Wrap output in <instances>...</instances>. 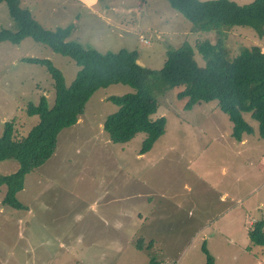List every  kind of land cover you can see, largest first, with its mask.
Here are the masks:
<instances>
[{
  "label": "rangeland",
  "instance_id": "rangeland-1",
  "mask_svg": "<svg viewBox=\"0 0 264 264\" xmlns=\"http://www.w3.org/2000/svg\"><path fill=\"white\" fill-rule=\"evenodd\" d=\"M84 0H82L83 2ZM209 2L213 0H200ZM249 5L255 0H229ZM21 6L46 30L74 27L76 42L100 53L122 49L138 53L137 63L163 67L170 51L207 42L230 58L264 37L249 27L202 33L166 0H99L92 7L78 0H23ZM26 6V7H25ZM16 30L7 4L0 2V31ZM74 42V43H75ZM25 58L49 60L69 86L79 67L32 38L0 42V137L13 123L20 140L38 124L30 103L55 104L54 81L45 66ZM181 88L158 97L155 118L167 121L166 133L143 154L145 134L126 144L111 141L103 129L119 108L114 96L130 86L98 90L86 105L81 124L63 130L50 160L26 175L16 195L17 209L3 203L0 191V264H264V247L249 232L264 219V138L251 114L253 133L242 142L217 102L186 109ZM142 154V155H141ZM19 169L0 161V177ZM144 241V249L138 242Z\"/></svg>",
  "mask_w": 264,
  "mask_h": 264
},
{
  "label": "trees",
  "instance_id": "trees-1",
  "mask_svg": "<svg viewBox=\"0 0 264 264\" xmlns=\"http://www.w3.org/2000/svg\"><path fill=\"white\" fill-rule=\"evenodd\" d=\"M142 3L146 0H141ZM171 7L194 25L196 32H215L224 37L223 30L249 27L264 37V0H255L249 5H238L229 0H166ZM7 4L16 24V30L0 31V42L20 44L27 38L49 47L56 54L70 58L79 67L75 80L67 85L63 74L49 60L25 58L24 61L40 64L48 69L55 90V104L50 107L43 96L39 104L30 103L27 112L39 118L38 124L22 139H16L13 123H6L0 137V161L14 160L19 163L17 172L0 177V191L6 187L3 203L21 209L23 205L16 195L23 190L26 175L40 168L54 155L60 133L75 126L84 115L86 105L100 89L122 84L134 92L114 96L110 101L119 110L108 116L104 130L112 142L126 144L137 135L145 134L143 154L166 133L167 121L155 118L160 102L158 97L174 88H181L179 99H187L186 109L196 104L217 102L219 108L233 124V137L242 142L245 135L253 133L244 114H251L259 124L264 138V49L253 46L230 58L220 40L217 45L201 42L195 45L205 66L196 58L190 45L168 53L159 70L144 68L137 63L138 53L122 49L117 53H100L87 49L79 43L69 42L74 27L57 30L44 29L32 13L22 8L21 0H0ZM253 245L264 247V219L249 232ZM142 241V240H140ZM144 249V241L138 242ZM208 256L207 264H214ZM151 264H158L155 260Z\"/></svg>",
  "mask_w": 264,
  "mask_h": 264
},
{
  "label": "crops",
  "instance_id": "crops-1",
  "mask_svg": "<svg viewBox=\"0 0 264 264\" xmlns=\"http://www.w3.org/2000/svg\"><path fill=\"white\" fill-rule=\"evenodd\" d=\"M31 1V0H30ZM78 1H81L82 2V0H78ZM98 2H99V0H84L82 3L86 6V8H88V6H90V7H92L93 5H95V4H98ZM22 4L23 5H25V3L23 2V0H22ZM26 7V6H25ZM49 29H52V30H54V29H56V28H51V27H49ZM72 37H74V35L72 36ZM72 37L70 38V39H72ZM75 42V41H74ZM84 116V115H83ZM83 116L80 118V120L78 121V125H80L81 124V119L83 118ZM76 124V125H77ZM75 125V126H76ZM103 129H104V126H103ZM246 142H245V140L244 141H242V144H245ZM142 155V154H141Z\"/></svg>",
  "mask_w": 264,
  "mask_h": 264
}]
</instances>
